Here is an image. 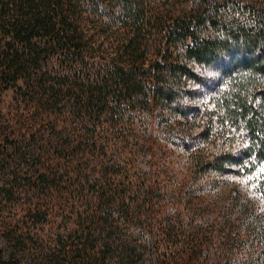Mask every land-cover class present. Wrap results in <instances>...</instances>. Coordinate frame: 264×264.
Returning a JSON list of instances; mask_svg holds the SVG:
<instances>
[{"label": "trees", "instance_id": "16d2710c", "mask_svg": "<svg viewBox=\"0 0 264 264\" xmlns=\"http://www.w3.org/2000/svg\"><path fill=\"white\" fill-rule=\"evenodd\" d=\"M115 28L124 33L113 53L92 61ZM210 67L219 76L216 111L205 112L209 128L199 137L234 130L240 145L213 157L205 172L264 164V0H0V90L13 93L11 113L0 111V178L10 180L0 194L13 200L33 193L61 204L69 194L92 204L106 201L108 193L114 197L104 185L96 191L89 176L69 177V189L57 193L55 171L65 169L50 157L65 145L56 139L75 135L77 149L98 130L96 121L154 104L196 119L201 109L191 101L201 97L193 86L204 83L197 70ZM33 156L37 161L29 165ZM18 182L25 183L23 190ZM95 219L89 214L81 230L56 235L62 264H179L172 256L167 262L154 254L156 259H144L138 252L145 245L116 241ZM250 252L188 264H258L261 254ZM0 264L19 263L0 253Z\"/></svg>", "mask_w": 264, "mask_h": 264}, {"label": "rangeland", "instance_id": "374dc122", "mask_svg": "<svg viewBox=\"0 0 264 264\" xmlns=\"http://www.w3.org/2000/svg\"><path fill=\"white\" fill-rule=\"evenodd\" d=\"M123 33L116 28L109 31L104 49L91 60L104 57L102 52L109 57ZM214 69H198L204 83L190 86L201 97L191 101L201 109L196 119L165 113L154 104L148 109L129 110L123 118L109 116L96 121L98 130L77 149L73 147L75 135L56 139L65 145L50 157L65 169L55 171L58 179L52 184L56 192L69 189V177L89 176L96 191L104 185L115 191L114 197L108 193L106 201L92 204L83 201L82 195L69 194L67 204H61L57 198L33 193L13 200L0 194L2 256L12 255L19 264H62L56 235L69 236L81 230L85 218L93 214L97 215L94 224L107 225L116 241L118 238L127 246L145 245L138 254L146 260L157 257L167 262L172 256L179 264H188L210 257L209 262L218 263L221 257L235 260L257 249L262 256L258 264H264V164L256 162L228 174L204 170L221 151L234 152L240 145L234 130L227 129L225 134V130L213 129L209 138L199 137L209 128L207 111H216L212 100L219 76ZM12 98V91L0 90V111L4 114L11 113ZM8 144L1 142L4 147ZM35 161L37 156L28 157L29 165ZM9 183L8 177L0 178V189ZM18 185L16 188L23 190L25 183ZM34 206L42 212L29 213ZM103 214L107 219H101ZM39 234L44 237L34 236ZM151 241L154 243L149 246ZM152 254L156 257H150Z\"/></svg>", "mask_w": 264, "mask_h": 264}]
</instances>
